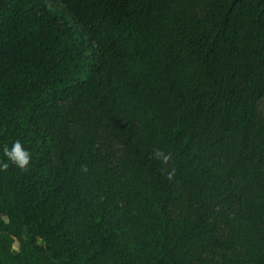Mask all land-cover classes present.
Instances as JSON below:
<instances>
[{
    "label": "trees",
    "instance_id": "16d2710c",
    "mask_svg": "<svg viewBox=\"0 0 264 264\" xmlns=\"http://www.w3.org/2000/svg\"><path fill=\"white\" fill-rule=\"evenodd\" d=\"M263 99L264 0H0V264H264Z\"/></svg>",
    "mask_w": 264,
    "mask_h": 264
},
{
    "label": "clouds",
    "instance_id": "9594fccd",
    "mask_svg": "<svg viewBox=\"0 0 264 264\" xmlns=\"http://www.w3.org/2000/svg\"><path fill=\"white\" fill-rule=\"evenodd\" d=\"M4 151H5V154L7 155V157H9L13 162H15L21 168L28 165L30 156H29L28 151H26L22 147L20 141L17 140L16 142H14V144L12 145V147L10 149L5 148ZM157 154L159 155V153H157ZM163 159L167 160L168 157L164 156ZM3 166L7 167V164L5 163Z\"/></svg>",
    "mask_w": 264,
    "mask_h": 264
},
{
    "label": "rangeland",
    "instance_id": "374dc122",
    "mask_svg": "<svg viewBox=\"0 0 264 264\" xmlns=\"http://www.w3.org/2000/svg\"><path fill=\"white\" fill-rule=\"evenodd\" d=\"M262 107H263V110H264V99H263V102H262ZM14 247H15V249L18 248V242L15 243Z\"/></svg>",
    "mask_w": 264,
    "mask_h": 264
}]
</instances>
